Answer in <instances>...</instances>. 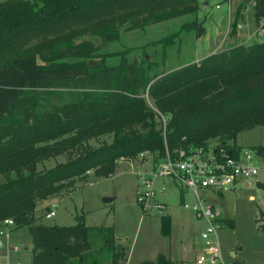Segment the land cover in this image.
Here are the masks:
<instances>
[{
  "label": "trees",
  "instance_id": "16d2710c",
  "mask_svg": "<svg viewBox=\"0 0 264 264\" xmlns=\"http://www.w3.org/2000/svg\"><path fill=\"white\" fill-rule=\"evenodd\" d=\"M252 1L254 18L264 20V0ZM196 12V0L0 2V222L27 229L31 264L125 263L113 227H88L83 217L73 226L36 224L38 203L69 194L75 180L85 181L91 171L112 177L121 158L149 152L158 161L188 146L207 148L214 139L217 150L236 155L237 137L264 127V42L237 45L157 77L150 75L153 63L123 58L111 66L91 42L77 41L92 35L111 42L124 25L144 29ZM192 29L197 39L204 33L202 24ZM40 37L46 38L9 60L14 49ZM159 113L167 118L165 128ZM102 136L110 142L90 146ZM59 156L67 160L37 168ZM219 222L233 226L232 220ZM160 234H171L169 215L160 217ZM140 264L171 262L159 255Z\"/></svg>",
  "mask_w": 264,
  "mask_h": 264
},
{
  "label": "rangeland",
  "instance_id": "374dc122",
  "mask_svg": "<svg viewBox=\"0 0 264 264\" xmlns=\"http://www.w3.org/2000/svg\"><path fill=\"white\" fill-rule=\"evenodd\" d=\"M196 4L195 14L155 23L144 29L127 30L128 25H124L119 28L118 39L115 41L106 42L92 35L77 41L91 42L98 48L99 54L104 55L105 63L111 66L118 65L123 58L128 62L146 60L153 63L156 66L151 68L150 75L157 77L191 63H198L213 51L217 53L237 45L264 42V20L257 21L254 18L255 4L252 0H196ZM201 24L204 33L197 39L192 28L199 29ZM67 31L63 30L56 35ZM43 38L46 37L35 38L17 47L8 57L9 60L15 57V53L19 54L42 43ZM164 50L166 60L163 64ZM146 100L148 105L152 104L149 99ZM110 140V137L102 136L89 141V144L98 147L102 142ZM207 144L217 148V139ZM228 144L232 145V142ZM235 144L245 150L264 146V127L241 133ZM66 160V156H59L40 163L37 168L49 169ZM149 160L145 156L142 159L137 157L129 161H118L114 175L108 178H97L93 171L89 172L85 181L75 180L69 194L61 193L39 202L35 212L36 224L73 226L78 218L83 217L86 226L113 227L117 243L126 249L131 264L156 261L159 254L169 257L172 264L197 262L206 247L200 235L205 231L207 223L196 219L192 210L183 208V204L196 203L191 192L183 191L170 179H156L155 198L145 203V214L138 204V193L143 190L141 183L144 175L150 172ZM253 165L261 169L256 177L249 179V188L237 183L233 190L223 193V197L207 191L200 192L201 198L214 206L219 219L233 221L232 228L222 227L218 230L224 264H264V185L257 184H264V160H255ZM3 182L4 178L0 177V183ZM104 199L112 200L104 202ZM154 203L164 204L166 210L156 211ZM52 205H56L55 216L46 219V210ZM161 215H169L171 218L170 237L160 234ZM13 231L10 241L20 251L11 253L10 259L31 264L33 246L29 232L26 228Z\"/></svg>",
  "mask_w": 264,
  "mask_h": 264
},
{
  "label": "built area",
  "instance_id": "2783aa9c",
  "mask_svg": "<svg viewBox=\"0 0 264 264\" xmlns=\"http://www.w3.org/2000/svg\"><path fill=\"white\" fill-rule=\"evenodd\" d=\"M216 8L218 9L219 6ZM159 118L165 128L167 118L160 113ZM145 156L150 159V172L144 175L141 183L143 190L137 197L138 204L144 209L145 203L155 198L154 180L156 179H170L183 191L191 192L196 203L183 204V208L192 210L196 219L207 223L205 231L200 235L206 247L196 264H224L218 241V230L223 226L216 216V210L201 198L200 192L207 191L218 196L233 190L236 183L256 177L261 168L253 165V162L264 160V149H242L238 154L232 155L230 151L217 150L215 147L188 146L172 155L167 152L164 158L158 161H155L154 155L149 152H143L137 157L142 159ZM123 161H125L123 158L119 160V162ZM153 207L156 211L166 210V206L162 203H154ZM55 209L56 205L47 209L46 219L55 216ZM14 229L15 224L12 220H5L0 224V241L3 250L0 254V264H22L10 259L11 253L20 251V248L10 241Z\"/></svg>",
  "mask_w": 264,
  "mask_h": 264
},
{
  "label": "crops",
  "instance_id": "0c3cea01",
  "mask_svg": "<svg viewBox=\"0 0 264 264\" xmlns=\"http://www.w3.org/2000/svg\"><path fill=\"white\" fill-rule=\"evenodd\" d=\"M235 37H237V36H235ZM212 54H214V51L213 52H211V53H209L206 57H208V56H210V55H212ZM206 57H204V58H206ZM203 58V59H204ZM199 60H197L196 62H198ZM258 146H261V145H258ZM255 147H257V146H255ZM261 147H264V146H261ZM249 148H251V147H249ZM241 150H242V148H241ZM238 183H241L244 187H246V188H249L250 187V182H249V180H247V181H241V182H238ZM237 184V183H236ZM235 184V185H236ZM257 184H261V185H264V184H262V183H259V182H257ZM235 187V186H234ZM210 193V192H209ZM219 197H223V194H220V195H218ZM181 199H182V201L184 200V195L182 194L181 195ZM250 199H252V197L250 198ZM211 206H213V205H211ZM213 208H214V206H213ZM48 209V208H47ZM215 209V208H214ZM216 210V209H215ZM145 214V213H144ZM162 216V215H161ZM160 216V217H161ZM220 220H226V219H219V221ZM227 220H230V219H227ZM159 225H160V218H159ZM223 226V225H222ZM89 227V226H88ZM223 227H225V226H223ZM14 232V231H13ZM115 232V231H114ZM116 237V236H115ZM170 237V236H169ZM116 243H117V240H116ZM118 244V243H117ZM120 245V244H119ZM121 246V245H120ZM122 247V246H121ZM25 249H27V248H25ZM126 250V249H125ZM2 252H3V250L1 249V241H0V254H2ZM159 255H163L167 260H170V262H171V264L173 263L172 262V260L169 258V257H167L165 254H159ZM158 255V256H159ZM157 256V257H158ZM231 257H232V255H231ZM129 257L127 256V259H126V261H125V263H122V264H131L130 263V261H129V259H128ZM145 262V261H144ZM140 263H142V262H140ZM140 263H138V264H140ZM182 264H196V262L194 263V262H182Z\"/></svg>",
  "mask_w": 264,
  "mask_h": 264
},
{
  "label": "water",
  "instance_id": "95a60500",
  "mask_svg": "<svg viewBox=\"0 0 264 264\" xmlns=\"http://www.w3.org/2000/svg\"><path fill=\"white\" fill-rule=\"evenodd\" d=\"M112 199H104L103 201L104 202H109V201H111Z\"/></svg>",
  "mask_w": 264,
  "mask_h": 264
}]
</instances>
